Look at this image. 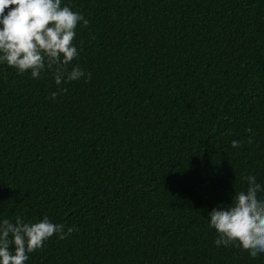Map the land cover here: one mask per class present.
Returning a JSON list of instances; mask_svg holds the SVG:
<instances>
[{
    "label": "trees",
    "instance_id": "trees-1",
    "mask_svg": "<svg viewBox=\"0 0 264 264\" xmlns=\"http://www.w3.org/2000/svg\"><path fill=\"white\" fill-rule=\"evenodd\" d=\"M64 4L90 80L0 64V221L77 229L26 264H264L208 217L264 185V0Z\"/></svg>",
    "mask_w": 264,
    "mask_h": 264
},
{
    "label": "clouds",
    "instance_id": "clouds-1",
    "mask_svg": "<svg viewBox=\"0 0 264 264\" xmlns=\"http://www.w3.org/2000/svg\"><path fill=\"white\" fill-rule=\"evenodd\" d=\"M89 21L62 0H0V64L6 63L19 74L30 71L33 79L51 72L55 83L73 82L87 77L78 64L74 44L77 27ZM66 91V89H63ZM54 100L58 93L52 92ZM247 131H251L248 129ZM251 143V138H249ZM233 147H240L238 141ZM245 190L236 191L229 205L221 203L211 212L209 226L217 233V246H238L253 258L264 254V185L255 175L242 177ZM52 222L48 216L36 222L0 221V264H26L31 253L43 249L54 235L63 240L73 234L74 227Z\"/></svg>",
    "mask_w": 264,
    "mask_h": 264
}]
</instances>
